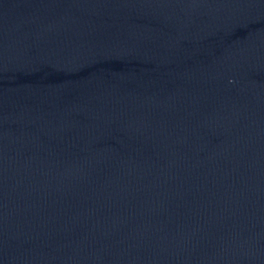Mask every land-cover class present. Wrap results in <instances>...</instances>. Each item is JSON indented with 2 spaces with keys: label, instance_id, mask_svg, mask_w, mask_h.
<instances>
[{
  "label": "water",
  "instance_id": "obj_1",
  "mask_svg": "<svg viewBox=\"0 0 264 264\" xmlns=\"http://www.w3.org/2000/svg\"><path fill=\"white\" fill-rule=\"evenodd\" d=\"M0 264H264V0H0Z\"/></svg>",
  "mask_w": 264,
  "mask_h": 264
}]
</instances>
